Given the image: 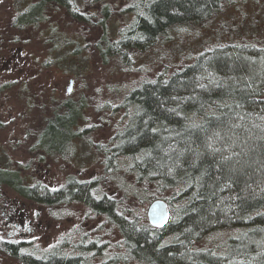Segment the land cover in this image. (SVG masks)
I'll return each instance as SVG.
<instances>
[{
	"label": "rangeland",
	"instance_id": "374dc122",
	"mask_svg": "<svg viewBox=\"0 0 264 264\" xmlns=\"http://www.w3.org/2000/svg\"><path fill=\"white\" fill-rule=\"evenodd\" d=\"M31 1L0 0V165L19 169L25 181L51 187L95 179V193L118 198V213L150 223L156 183H137L123 158L118 159L120 169H106L131 115L124 101L144 81L169 76L214 48L238 45L264 52V0H222L218 12L176 25L141 47H130L126 56L103 54L102 48L131 28L133 5L140 0H75L76 9L89 19L50 3L37 26L18 29L12 19ZM68 100L83 102L73 146L66 154L35 148L47 119L63 112ZM0 235L26 240L38 255L58 249L83 254L89 264H148L140 257H116L132 253L119 223L85 200L47 205L0 185ZM238 235L236 227L209 232L175 264H193L194 256L207 252L220 264H242L245 257L229 247ZM172 241L168 235L164 243ZM0 264L22 263L0 251Z\"/></svg>",
	"mask_w": 264,
	"mask_h": 264
},
{
	"label": "trees",
	"instance_id": "16d2710c",
	"mask_svg": "<svg viewBox=\"0 0 264 264\" xmlns=\"http://www.w3.org/2000/svg\"><path fill=\"white\" fill-rule=\"evenodd\" d=\"M50 3L89 19L76 9L75 0H34L12 23L18 29L37 26ZM221 3L140 0L133 5L131 28L120 40L108 42L102 52L126 56L130 47H141L142 42H150L176 25L218 12ZM106 7L107 3L103 4L105 12ZM263 88L264 52L233 45L206 51L169 76L144 81L127 96L124 104L132 107L129 122L106 160V169H120L118 159L123 158L129 164L125 170L135 175L137 183H156L153 198H164L174 215L162 226L139 224L126 218L123 211L118 213V198L95 193V179L70 180L63 187H51L42 181H25L19 169L0 165V185L47 205L85 200L95 211L114 218L132 249L130 255H117L120 260L128 256L140 257L148 264L180 263L193 242L205 234L236 227L239 235L229 247H237L245 257L242 264H264ZM82 103L68 100L63 112L57 110L48 118L35 148L66 154L78 133L75 126ZM168 235L174 241L165 244ZM0 251L22 264H89L83 254L57 249L38 255L26 240L1 235ZM194 257L193 264H220L208 252Z\"/></svg>",
	"mask_w": 264,
	"mask_h": 264
},
{
	"label": "water",
	"instance_id": "95a60500",
	"mask_svg": "<svg viewBox=\"0 0 264 264\" xmlns=\"http://www.w3.org/2000/svg\"><path fill=\"white\" fill-rule=\"evenodd\" d=\"M170 217L168 202L164 198L154 199L148 207V218L152 225L162 226Z\"/></svg>",
	"mask_w": 264,
	"mask_h": 264
}]
</instances>
